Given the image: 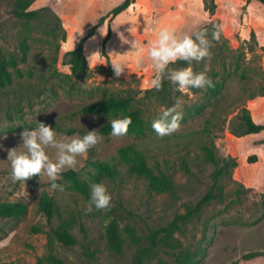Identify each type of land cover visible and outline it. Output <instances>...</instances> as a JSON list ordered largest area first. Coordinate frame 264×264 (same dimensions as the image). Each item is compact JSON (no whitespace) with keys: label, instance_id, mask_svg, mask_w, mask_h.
Here are the masks:
<instances>
[{"label":"rangeland","instance_id":"rangeland-1","mask_svg":"<svg viewBox=\"0 0 264 264\" xmlns=\"http://www.w3.org/2000/svg\"><path fill=\"white\" fill-rule=\"evenodd\" d=\"M17 1L0 0V59L17 60V66L9 69L11 83L0 89V129L15 128L0 135V201L23 202L26 212L0 217V264H38L39 260L48 264L51 228L66 229L78 241L76 247H64L50 239L52 252L67 264H132L137 250L148 246L150 230L166 227L210 191L214 198L180 225L168 247L155 249L143 264H179L178 253L197 251L203 254L198 264H262L264 131L245 134L242 115L245 111L256 124H264V6L246 0H135L111 21L99 22L123 0H24L29 2L27 9L37 12L32 19L12 15ZM216 26L221 30L219 41L211 37ZM165 28L193 38L207 30L211 58L191 65L178 61L170 67L191 66L194 72L205 73L220 84L218 94L212 96L209 88L182 93L167 79L160 91L150 87L155 71L146 52ZM133 43L145 49L142 63ZM76 48L82 50L88 66L85 77L72 76L67 65V53ZM97 52L100 55L89 61ZM117 60L126 69L120 77L111 67ZM109 96L129 97L131 109L139 110L147 128L141 136L101 135L103 142L80 158L75 170L88 160L109 158L119 147L136 144L154 172L170 181V191L152 190L145 179L128 174L120 165L115 179L103 181L112 196L110 210L93 207L86 213L91 193L84 197L67 189L54 190L46 177H35L32 184L13 182L7 156L22 144L25 129L20 127L31 125L27 129L31 131L38 123L51 124L58 136L82 137L113 115H82L78 109ZM178 98L181 130L158 138L152 122ZM48 154L54 157L53 150ZM217 169L222 174L214 185ZM44 189L59 211L50 222L38 207ZM112 221L124 242L120 254L106 246L105 228ZM127 226L134 229L136 243L125 234ZM81 245L87 246L88 258Z\"/></svg>","mask_w":264,"mask_h":264},{"label":"trees","instance_id":"trees-1","mask_svg":"<svg viewBox=\"0 0 264 264\" xmlns=\"http://www.w3.org/2000/svg\"><path fill=\"white\" fill-rule=\"evenodd\" d=\"M255 1L264 6V0H246ZM135 0H123L122 3L114 7L107 16L100 18L99 22H103L108 18L111 21L115 16L126 10L131 6ZM29 6L28 1L19 0L14 5L11 13L17 18L32 19L37 16L35 10L27 9ZM110 29L108 27L107 34L102 43V54L104 55V44L109 38ZM27 53V47H23V55L20 58V62H25ZM106 56V55H105ZM67 65L69 67L70 74L75 77H85L88 72V66L80 48L70 50L67 53ZM17 66V60L10 56L7 59H0V89L11 83V72L9 69H14ZM214 87L209 88L210 94L215 96L220 90L219 83H213ZM82 115H113L112 119L131 117L132 124L130 125L128 134L135 136H141L146 130V124L140 116V112L137 109H131V99L129 97L121 96H109L103 99L95 100L83 104L77 111ZM108 120L101 124L97 129L100 135L111 134L110 121ZM242 123L244 126V132L247 135L258 134L264 131V124H256L252 117L245 111L242 115ZM50 126H53L49 124ZM31 125L24 124L20 129H30ZM58 129V127H56ZM14 127H4L0 129V135L4 133L13 132ZM208 156L213 164H216L215 159L210 151ZM122 165L130 175L141 177L147 181L148 186L157 192H167L172 189L170 181L156 174L154 170L148 165L143 152L137 148L136 144H127L119 147L116 152L109 158L88 160L80 170H65L62 173L61 179L57 183L63 186V189L69 190V192L79 193L84 197L90 195L89 183H103L104 180H113L119 174L118 167ZM222 174V169H217L214 175V185L218 181ZM34 179L28 180L32 184ZM51 187L50 185H48ZM214 196L212 192L205 194L193 207H186L185 213L175 217L170 224L166 227L150 230L149 244L147 247H143L137 250L135 258L132 264H143L144 261L152 254V252L159 247H168L170 239L174 232L180 230V225L186 223L191 218L198 215L204 206H206ZM38 207L40 212L45 216L46 220L50 222L54 216H59V211L56 208L54 197L45 189L41 191L38 198ZM26 212V204L23 202H8L0 201V217L2 216H14L21 215ZM79 230L86 239V230L82 224H79ZM125 234L129 240L133 243L138 241L133 228L127 226L124 229ZM50 239L54 238L64 247H76L78 245L77 239L72 233L66 229L51 228ZM50 239H48V254L46 260L48 264H67L64 260L57 257L51 250ZM105 240L106 246L109 251L115 254H120L123 249V239L118 224L115 221L110 222L105 228ZM84 255L88 258V251L86 245H81ZM203 254L200 251L193 253H178L176 260L179 264H198L200 257ZM41 264V261H38ZM232 264H238L234 262Z\"/></svg>","mask_w":264,"mask_h":264},{"label":"clouds","instance_id":"clouds-1","mask_svg":"<svg viewBox=\"0 0 264 264\" xmlns=\"http://www.w3.org/2000/svg\"><path fill=\"white\" fill-rule=\"evenodd\" d=\"M220 27L216 26L211 34L212 40L219 41ZM211 43L207 30L199 31L192 35H177L174 30L167 28L160 30L154 40L150 42L146 58L151 61L155 71L150 81V87L156 91L162 90L163 81L177 85V90L184 93L191 89L207 90L214 87L212 80L202 72H194L192 67L175 69L170 65L178 61H193L199 63L211 58ZM132 48L138 57V63L145 59V49L133 43ZM99 52L89 57V61ZM116 77L125 72V66L117 61L111 63ZM183 120L182 101L178 98L176 103L164 109L159 118L153 120L152 129L158 138L171 136L181 130ZM131 117L112 119L110 121L111 136L125 137L130 125ZM22 144L18 148L8 151L7 162L11 167L13 182H23L35 178L46 177L51 182V188L63 191V186L57 183L66 169L75 170L81 163L80 158L86 157L88 152L103 142V137L98 131H87L85 135L62 137L58 136L50 125L38 123L34 130L25 129L21 133ZM54 151V157L48 150ZM90 201L86 213H91L93 207L97 211H108L112 206V196L104 183H89ZM0 246H3L0 244Z\"/></svg>","mask_w":264,"mask_h":264},{"label":"crops","instance_id":"crops-1","mask_svg":"<svg viewBox=\"0 0 264 264\" xmlns=\"http://www.w3.org/2000/svg\"><path fill=\"white\" fill-rule=\"evenodd\" d=\"M261 263L264 264V259H263V261H261Z\"/></svg>","mask_w":264,"mask_h":264}]
</instances>
